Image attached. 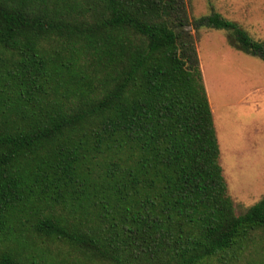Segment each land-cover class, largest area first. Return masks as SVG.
<instances>
[{"label":"trees","instance_id":"16d2710c","mask_svg":"<svg viewBox=\"0 0 264 264\" xmlns=\"http://www.w3.org/2000/svg\"><path fill=\"white\" fill-rule=\"evenodd\" d=\"M185 0H0V264H264L236 212Z\"/></svg>","mask_w":264,"mask_h":264},{"label":"rangeland","instance_id":"374dc122","mask_svg":"<svg viewBox=\"0 0 264 264\" xmlns=\"http://www.w3.org/2000/svg\"><path fill=\"white\" fill-rule=\"evenodd\" d=\"M223 17L264 41V0H210ZM192 18L208 0H185ZM196 51L212 110L219 164L236 212L264 194V64L230 48L225 33L201 29Z\"/></svg>","mask_w":264,"mask_h":264}]
</instances>
